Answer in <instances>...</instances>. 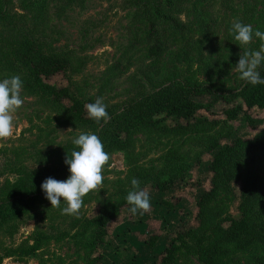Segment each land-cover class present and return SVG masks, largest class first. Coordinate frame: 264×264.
<instances>
[{
    "label": "rangeland",
    "instance_id": "374dc122",
    "mask_svg": "<svg viewBox=\"0 0 264 264\" xmlns=\"http://www.w3.org/2000/svg\"><path fill=\"white\" fill-rule=\"evenodd\" d=\"M17 13L23 18H15ZM236 20L264 32V0H0L1 36L40 38L56 53L67 55L73 63V94L80 99H101L115 110L137 91L153 92L177 81L224 92L236 90L241 80L231 67L244 51L258 50L264 43L254 37L239 47L231 31ZM152 24L165 46L159 58L148 52ZM12 76L19 75L0 67V80ZM21 97L23 104L14 113L13 135L0 138V188L17 183L21 179L18 171H22V179H33L32 190L42 191L43 181L57 179L54 172L63 165V147L85 132L61 122L53 107L23 87ZM224 109L221 104L213 107L214 113ZM253 117L259 128L264 126V111L255 110ZM243 121L236 137L251 135ZM227 132L163 135L135 130L128 151L104 149L110 159L102 170V183L82 198L78 214L66 215L62 212L65 205L52 207L48 200H40L28 214L0 226V258L10 249L34 244L39 233L74 235V219L97 217L103 207L111 211L120 201V192L140 171L160 180L175 179L176 185L163 193L150 181L144 185L150 209L135 214L128 209L109 222L110 235L100 251L105 253L100 264H161L166 247L182 227L201 233L229 213L239 215L237 201L221 191L204 223L196 221L197 201L211 188V157L205 147L217 137L225 145ZM244 178L264 185V163L247 166ZM179 197L183 200L173 210L163 204ZM250 216L258 223L264 221V206L256 207ZM156 233L161 234L160 241L150 248L145 242ZM89 240L84 236L50 240L32 257L4 259L3 264H89ZM178 264L199 262L190 250H183ZM224 264H264V247L251 243L244 250H231Z\"/></svg>",
    "mask_w": 264,
    "mask_h": 264
},
{
    "label": "trees",
    "instance_id": "16d2710c",
    "mask_svg": "<svg viewBox=\"0 0 264 264\" xmlns=\"http://www.w3.org/2000/svg\"><path fill=\"white\" fill-rule=\"evenodd\" d=\"M15 16L23 18L18 13ZM154 27L152 24L147 37L148 52L152 58H159L164 55L165 46ZM72 66L70 57L56 53L40 38L28 35L4 37L0 34V67L19 75L23 88L53 107L60 115L61 122L78 127L85 133H95L106 150L128 151L129 141L135 130L163 135L228 130L224 137L227 140L225 145L217 137L211 139L205 147L206 153L211 157L208 166L212 174L211 188L197 201L196 221L204 223L208 208L221 191L229 193L233 201H237L239 215L229 213L201 233L182 227L166 247L161 256V264H178L183 250H190L199 264H224L231 250H244L251 243L264 247V221L258 223L250 216L256 207L264 206V185L244 178L247 166L264 163V126L259 128L253 117L255 110L264 111V84L253 86L241 80L236 90L224 92L208 85L177 81L153 92L137 91L121 109L106 107L109 114L107 122H96L88 116L85 108L86 104L95 101L80 99L73 94L70 86ZM258 71L264 78V63L259 66ZM57 79L64 81L59 83ZM206 98H210V101L205 102ZM220 104L225 106L224 111L214 113L213 107ZM203 113L206 115L201 116ZM242 121L251 134L248 137L235 136L243 125ZM122 134L127 137L124 138ZM63 149L62 159L60 158L63 165L54 172L57 174L56 180L60 181L70 175L65 160L67 155L71 157L76 146L69 144ZM21 173L22 171H18L21 179L17 183L8 182L0 188V226L11 224L13 220L28 214L37 202L47 200L42 191L32 190L35 187L33 179H22ZM133 178L139 181L137 190H143L148 181L159 193L172 191L176 185L175 179L160 180L137 171L127 188L120 192V201L111 211L103 207L97 217L74 219L71 225L74 235L64 232L54 237L39 233L34 244L10 249L0 258V264L6 258L32 257L50 240H63L67 237L78 239L82 236L90 239L86 243L92 256L89 264L102 263L105 255L100 251L107 246L109 222L121 217L125 210L131 209L126 196L133 190ZM179 198L163 204L173 210L181 204L183 199ZM160 238L161 234L156 233L145 243L154 248Z\"/></svg>",
    "mask_w": 264,
    "mask_h": 264
},
{
    "label": "clouds",
    "instance_id": "9594fccd",
    "mask_svg": "<svg viewBox=\"0 0 264 264\" xmlns=\"http://www.w3.org/2000/svg\"><path fill=\"white\" fill-rule=\"evenodd\" d=\"M231 31L239 47L248 45L254 37L264 41V32L254 30L251 24H244L239 20L233 22ZM262 63H264V43L258 50L244 51L240 54L234 64L235 67H231V72L237 73L239 79L247 84L253 86L264 84V78L258 71ZM22 87L23 81L19 76L0 80V138L13 135L14 113L23 104ZM85 108L88 116L96 122H107L109 119L106 105L101 99L86 104ZM72 142L76 149L72 151L71 157L67 155L65 160L70 175L62 181L49 177L40 186L52 207L65 205L62 212L66 215L78 214L82 198L101 185L102 170L110 159L102 141L95 133H80L73 138ZM131 185L133 190L126 196L131 212L133 214L138 210L147 212L151 207L149 194L143 190H137L139 185L137 179L133 178Z\"/></svg>",
    "mask_w": 264,
    "mask_h": 264
},
{
    "label": "crops",
    "instance_id": "0c3cea01",
    "mask_svg": "<svg viewBox=\"0 0 264 264\" xmlns=\"http://www.w3.org/2000/svg\"><path fill=\"white\" fill-rule=\"evenodd\" d=\"M104 255H105V253H104ZM8 259H12V258H6L4 261H6V260H8Z\"/></svg>",
    "mask_w": 264,
    "mask_h": 264
}]
</instances>
